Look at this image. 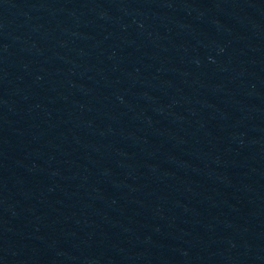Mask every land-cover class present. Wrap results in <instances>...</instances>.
I'll return each mask as SVG.
<instances>
[{
	"label": "water",
	"instance_id": "95a60500",
	"mask_svg": "<svg viewBox=\"0 0 264 264\" xmlns=\"http://www.w3.org/2000/svg\"><path fill=\"white\" fill-rule=\"evenodd\" d=\"M0 264H264V0H0Z\"/></svg>",
	"mask_w": 264,
	"mask_h": 264
}]
</instances>
